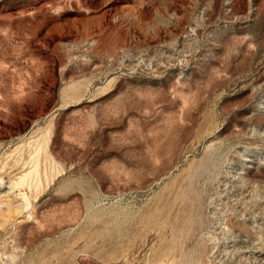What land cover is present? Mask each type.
<instances>
[{"label":"rangeland","instance_id":"rangeland-1","mask_svg":"<svg viewBox=\"0 0 264 264\" xmlns=\"http://www.w3.org/2000/svg\"><path fill=\"white\" fill-rule=\"evenodd\" d=\"M0 264H264V0H0Z\"/></svg>","mask_w":264,"mask_h":264},{"label":"bare ground","instance_id":"bare-ground-1","mask_svg":"<svg viewBox=\"0 0 264 264\" xmlns=\"http://www.w3.org/2000/svg\"><path fill=\"white\" fill-rule=\"evenodd\" d=\"M75 91V90H74ZM38 170V169H37ZM191 179V178H190ZM189 183V182H188ZM181 194V193H180ZM181 197V196H180ZM177 200V199H176ZM173 204H174V202H173ZM173 206V205H172ZM178 212V211H177Z\"/></svg>","mask_w":264,"mask_h":264}]
</instances>
